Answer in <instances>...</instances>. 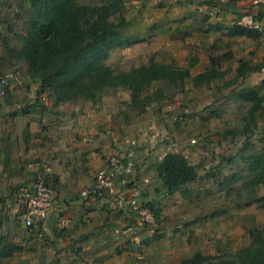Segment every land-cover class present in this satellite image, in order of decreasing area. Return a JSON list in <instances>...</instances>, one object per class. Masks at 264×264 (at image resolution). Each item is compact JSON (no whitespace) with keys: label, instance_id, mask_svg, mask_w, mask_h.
<instances>
[{"label":"rangeland","instance_id":"rangeland-1","mask_svg":"<svg viewBox=\"0 0 264 264\" xmlns=\"http://www.w3.org/2000/svg\"><path fill=\"white\" fill-rule=\"evenodd\" d=\"M75 1L87 6L117 4L119 12L111 22L115 25L124 22L120 29L122 36L137 43L111 52L106 64L114 72L146 64L150 58L146 54L152 48H171L175 52L187 51V63L180 64V59L176 64L187 67L194 63L191 76L209 69L211 56L220 58L217 68L225 75L209 87L194 88L187 80L182 88L154 84L148 91L158 89L162 93L161 101L153 102L148 111L166 127L164 142L171 150L182 152L198 172L200 179L188 186L189 199L179 193L167 195L158 178L143 183L128 196L132 195L140 207L147 208V204L153 203L159 211L158 219L151 211L153 224L148 225L131 209L135 220L117 221L109 216L105 221L95 211L90 230L84 233L82 253H72L62 264H181L197 251L222 259L251 246L248 231L264 228V208L255 203L256 198L264 195V188L256 185L255 194L250 193L247 184L252 177L242 158L264 149V113L256 114V128L251 125L243 133L248 124L249 104L236 101L231 92L257 86L259 76L249 81L238 80L233 85L230 80L243 52L258 49L247 39L230 41L224 28L239 23L246 15L257 20L264 9V0ZM27 17L26 5L17 0H0V35L8 38L12 46H18L17 37L25 33ZM199 23L204 30L218 25V35L200 36ZM230 45L236 56L231 53ZM4 55L0 43V78L13 70L20 76L24 64L10 62ZM251 63L258 64L253 60ZM260 64L264 65V57ZM260 91L264 92V87ZM111 96L123 100L124 90H108L101 98L108 102L114 98ZM146 192H152L154 199L150 201V193L148 196ZM62 220L55 226L58 231L70 226L61 228ZM106 222H118L117 232L108 233Z\"/></svg>","mask_w":264,"mask_h":264},{"label":"crops","instance_id":"crops-1","mask_svg":"<svg viewBox=\"0 0 264 264\" xmlns=\"http://www.w3.org/2000/svg\"><path fill=\"white\" fill-rule=\"evenodd\" d=\"M261 11L260 20L255 19L256 29L264 30V9ZM234 24L238 22L230 27ZM197 31L203 37L218 35L205 32L202 24ZM241 39L247 38L230 37V41ZM247 41H252L258 51L247 49L241 60L248 66L256 65L252 60L262 63L264 37ZM230 51L236 56L231 45ZM146 55L165 64H176L180 59V64H186L189 56L185 49L175 52L171 48H152ZM20 70L19 80L11 82L5 95L0 96V264H62L72 253H82L84 233L90 230L95 211L105 221L109 216L117 221L135 220L130 204L134 199L128 194L149 180H157L155 164L173 150L164 142L163 134L168 132L162 120L149 111L137 116L129 106L128 91L124 90L123 100L114 96L108 102L102 100L105 91L94 103L79 100L55 107L50 98L37 96L38 82L29 79L24 65ZM255 75L260 84L254 87H259L264 81V67L249 72L242 80L249 81ZM260 94L264 96V92ZM111 155L132 162V173L116 178L112 188L93 201L82 200L80 192L92 185L94 175L107 167ZM37 179L49 187L53 208L36 228H26L17 220L14 195L18 187ZM149 193L151 201L152 192L145 194ZM61 218L69 220L67 230H56ZM115 223L106 222L105 230L117 232Z\"/></svg>","mask_w":264,"mask_h":264},{"label":"trees","instance_id":"trees-1","mask_svg":"<svg viewBox=\"0 0 264 264\" xmlns=\"http://www.w3.org/2000/svg\"><path fill=\"white\" fill-rule=\"evenodd\" d=\"M17 1L28 8L26 29L23 35L17 37L18 46H12L8 38L0 35L4 58L14 63L22 62L29 79L38 82L37 96L50 98L55 107L79 100L94 103L107 90L123 89L130 94V108L141 116L153 102L161 101L160 90L148 92L154 84L182 88L190 80L194 88L209 87L225 75L217 68L220 58L212 56L209 57V69L195 76L190 74L194 63L181 67L175 63H160L154 58L128 71L114 72L106 64L111 52L137 43L122 36L120 29L124 22L118 25L111 22V18L119 12L117 4L87 6L79 5L75 0ZM224 29L228 37L254 41L264 37V30L239 24ZM208 31L217 32L218 26H210L205 32ZM263 66H248L240 60L230 85ZM262 87L264 81L259 87L231 92L236 101L249 104L246 114L248 124L243 133L249 131L251 125L256 128V114L264 113V96L260 94ZM242 159L246 161L252 177L247 188L255 194L256 185L264 188V149ZM155 171L167 195L179 193L184 199L190 197L188 186L200 179L196 167L182 152H168L155 164ZM255 203L264 208V195L256 198ZM147 208L158 219L159 211L154 204H147ZM248 234L251 246L236 254L214 259L197 251L181 264H264V228L250 229Z\"/></svg>","mask_w":264,"mask_h":264},{"label":"built area","instance_id":"built-area-1","mask_svg":"<svg viewBox=\"0 0 264 264\" xmlns=\"http://www.w3.org/2000/svg\"><path fill=\"white\" fill-rule=\"evenodd\" d=\"M238 24L248 28H258L251 15L244 16ZM19 78L18 72L14 70L0 78V96H4L9 84L18 81ZM132 170V162L125 161L117 155L109 156L107 167L96 172L92 185L80 192V198L86 202L93 201L97 196L111 189L116 178L128 176ZM130 204L131 209L140 216L143 222L148 225L153 224V214L148 208L140 207L135 200H132ZM14 205L17 220L23 223L26 228L34 229L41 221L47 219L52 211L51 191L41 179H37L32 184L21 185L16 189ZM68 224V219L59 222L61 228L68 226Z\"/></svg>","mask_w":264,"mask_h":264}]
</instances>
